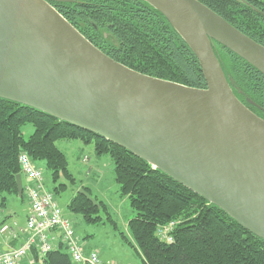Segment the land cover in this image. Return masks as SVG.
Here are the masks:
<instances>
[{
    "label": "water",
    "instance_id": "1",
    "mask_svg": "<svg viewBox=\"0 0 264 264\" xmlns=\"http://www.w3.org/2000/svg\"><path fill=\"white\" fill-rule=\"evenodd\" d=\"M0 0V99L126 149L264 240V120L234 95L214 42L264 75V47L198 0H145L201 66L198 90L138 73L90 43L50 5ZM23 196L22 176L17 177ZM79 194L98 203L84 190Z\"/></svg>",
    "mask_w": 264,
    "mask_h": 264
},
{
    "label": "trees",
    "instance_id": "2",
    "mask_svg": "<svg viewBox=\"0 0 264 264\" xmlns=\"http://www.w3.org/2000/svg\"><path fill=\"white\" fill-rule=\"evenodd\" d=\"M52 2L78 32L114 61L138 73L204 90L206 81L196 56L163 14L145 0H70ZM234 28L264 47V17L248 2L198 0ZM215 52L237 99L264 120V75L243 58L216 43ZM33 133L24 138V128ZM61 140L93 142L98 155H108L122 197L135 216L128 230L142 264H264V240L243 228L220 208L191 192L146 161L99 136L36 109L0 99V211L6 195L19 196V156L44 161L53 183L70 179ZM59 183L55 192L64 191ZM88 192L87 189H83ZM90 195V194H89ZM89 224L103 220L102 205L82 194L69 204ZM175 222L173 242H162L160 227ZM33 264H75L60 243L45 255L33 251ZM21 264H30L24 262Z\"/></svg>",
    "mask_w": 264,
    "mask_h": 264
},
{
    "label": "rangeland",
    "instance_id": "3",
    "mask_svg": "<svg viewBox=\"0 0 264 264\" xmlns=\"http://www.w3.org/2000/svg\"><path fill=\"white\" fill-rule=\"evenodd\" d=\"M24 138L33 133L32 126H26L23 130ZM57 148L67 158V169L71 178H62L59 183L66 184V189L55 192L58 184L53 183L50 173L46 169L44 161H36L35 165L43 173L46 188L55 196L64 216L75 226L76 237L81 246H89L102 252L106 256H113L116 260L130 258L135 264H142L139 250L128 230V221L135 216L127 197H122L119 186L115 181L114 164L111 158L104 154L98 155L93 142L82 140H61L56 143ZM83 189H87L90 196L102 208L99 216L103 220L97 224H89L83 216L70 211L69 204ZM8 209L5 216L16 213L14 216L19 226L26 225V210L28 200L25 197L21 201L13 196V200L6 195ZM21 223V224H19ZM133 258V259H132Z\"/></svg>",
    "mask_w": 264,
    "mask_h": 264
},
{
    "label": "built area",
    "instance_id": "4",
    "mask_svg": "<svg viewBox=\"0 0 264 264\" xmlns=\"http://www.w3.org/2000/svg\"><path fill=\"white\" fill-rule=\"evenodd\" d=\"M22 175L27 179L25 193L30 204V214L22 231L23 242L10 253L0 252V264H20L29 253L37 250L42 256L52 251L56 237L66 246L75 264H105L97 251L85 252L76 237L73 223L67 219L54 195L46 188L43 173L37 169L26 153L19 156ZM2 217L0 215V223ZM175 223L171 222L158 229L157 235L162 242L172 243ZM16 223L4 224L0 234L17 239Z\"/></svg>",
    "mask_w": 264,
    "mask_h": 264
},
{
    "label": "crops",
    "instance_id": "5",
    "mask_svg": "<svg viewBox=\"0 0 264 264\" xmlns=\"http://www.w3.org/2000/svg\"><path fill=\"white\" fill-rule=\"evenodd\" d=\"M22 181H23V187H24L27 184V180L22 177ZM11 197L12 198H10V199L13 200L14 199L13 196H11ZM8 200H9V198L6 199V207L3 210H1L0 212L3 216V218H5L7 220V223L16 222V220H15L16 218L14 217L16 215V213L15 212L12 213V209L9 210L10 214L8 216L4 215L6 212V209H8V205H7ZM29 212H30V205L28 203V209L26 210V219L29 215ZM19 224H21V223H19ZM20 227H21L20 229H23L25 227V224H24V226H20ZM17 234H18L17 236L19 237V240L15 241V242L12 241L9 236H6V235L0 236V252L10 251L11 249L18 247L19 244L22 243L25 235L21 234V231H18ZM57 239H58V236H57ZM57 239L54 242L55 249L59 248V246H60V242ZM83 248H84L85 252H87V253L94 250L93 248H90L89 246H86V247L84 246ZM95 251H97V250H95ZM97 252H99V251H97ZM99 253H100L101 260L105 264H135L133 261H130V258H127L125 260H116L113 256H106L105 254H102V252H99ZM139 257L141 258V262H142V255L140 254V252H139ZM33 260H34V256H33V254H30L21 263L28 262L31 264L33 262Z\"/></svg>",
    "mask_w": 264,
    "mask_h": 264
},
{
    "label": "flooded vegetation",
    "instance_id": "6",
    "mask_svg": "<svg viewBox=\"0 0 264 264\" xmlns=\"http://www.w3.org/2000/svg\"><path fill=\"white\" fill-rule=\"evenodd\" d=\"M243 2H248V4L251 6V8L260 14L261 17H264V0H239ZM214 47H216V44L214 42Z\"/></svg>",
    "mask_w": 264,
    "mask_h": 264
},
{
    "label": "bare ground",
    "instance_id": "7",
    "mask_svg": "<svg viewBox=\"0 0 264 264\" xmlns=\"http://www.w3.org/2000/svg\"><path fill=\"white\" fill-rule=\"evenodd\" d=\"M32 1L34 2V4L36 6H38L40 8V10L44 14H46V15L52 17V18H56V16L53 14V12L49 8H47L42 2H40L39 0H32Z\"/></svg>",
    "mask_w": 264,
    "mask_h": 264
}]
</instances>
